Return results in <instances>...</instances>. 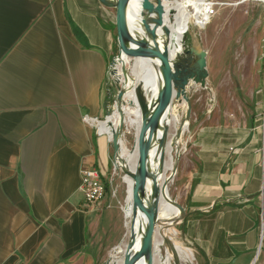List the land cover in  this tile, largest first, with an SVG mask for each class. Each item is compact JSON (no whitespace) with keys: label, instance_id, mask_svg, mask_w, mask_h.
Masks as SVG:
<instances>
[{"label":"crops","instance_id":"obj_1","mask_svg":"<svg viewBox=\"0 0 264 264\" xmlns=\"http://www.w3.org/2000/svg\"><path fill=\"white\" fill-rule=\"evenodd\" d=\"M114 26L100 0H0V264H97L112 245L115 148L96 122L111 97ZM252 47L263 69L259 36ZM251 85L261 90L249 121L211 124L193 144L181 225L196 264H264L263 75ZM88 170L105 186L96 207L80 194Z\"/></svg>","mask_w":264,"mask_h":264},{"label":"rangeland","instance_id":"obj_2","mask_svg":"<svg viewBox=\"0 0 264 264\" xmlns=\"http://www.w3.org/2000/svg\"><path fill=\"white\" fill-rule=\"evenodd\" d=\"M206 1L217 3L214 6L215 11L218 12L217 16L205 28L202 27L203 29L187 24L182 27L181 31L183 34V50L185 49L184 46L189 43L193 49H203L207 53L208 77L206 87L191 84L187 90L186 101L182 98L173 99L172 114L177 117L179 122L176 124L175 129H169L165 139V142L168 141L172 137L171 135L176 133V130H179L184 123H188V129L177 140L178 148H173V157L177 160L176 175L169 186L172 198L183 209L186 202L188 181L196 169V162L193 158V144L197 140V133L199 130L218 122L231 128H238L242 127L245 121H249L251 113L257 108L253 97L261 90L260 87H253L251 82L253 78L262 77L263 73L262 67L261 69L257 68L255 71L253 69L254 55L252 47L254 39L258 36L261 40V46L264 43V3L262 0H246L244 2H241L242 0ZM113 2L115 3L116 0H113ZM236 2L241 3L236 6H221L218 4H233ZM113 11L115 13L114 9ZM112 28L115 49L114 64L109 69L108 88L111 97L107 102L105 120L113 112L120 111V108L126 105L123 99L121 101L117 100L118 93L124 92V90L116 76V65L118 64L120 49L116 27ZM120 113L125 116L122 111ZM109 124L111 126L112 122H109ZM120 131L119 133L125 141L126 147L132 150L134 145L133 130L122 123ZM112 142L115 148L113 181L108 197L112 202V206L118 212V223L115 220L109 222L108 234L114 239L111 246L99 248L97 264H106L110 261L112 250L124 240L130 223L132 225L138 224V218L130 221L125 217L124 207L126 206L127 193L126 184L122 180L124 176L131 175L123 160L121 166L116 165L117 144L115 141ZM182 220L175 226L178 231L177 240L183 247L193 250L183 236ZM165 249H171L175 254L172 264H187L180 260L168 237L164 238V244L160 248V260L162 261L165 260L166 256ZM194 255H197L196 252H194ZM192 264L196 263L192 262Z\"/></svg>","mask_w":264,"mask_h":264},{"label":"bare ground","instance_id":"obj_3","mask_svg":"<svg viewBox=\"0 0 264 264\" xmlns=\"http://www.w3.org/2000/svg\"><path fill=\"white\" fill-rule=\"evenodd\" d=\"M244 1L246 0L241 2ZM160 2L164 10L163 23L170 33L168 38L162 28L157 29L155 39H153L147 31L140 27L135 0H128L124 5L126 24L121 38L127 50H136L140 47L153 48L152 43L155 40L161 52L166 47L168 48L169 58L173 61L181 53L182 27L192 24L201 29L203 27L201 20L206 14V6L217 3H208L206 0H160ZM262 2L264 3V0ZM239 3L218 4L221 6H236ZM154 17L156 15H153ZM145 18L151 26L154 25L150 16L146 15ZM116 68L118 82L121 83L124 90L122 99L126 102V105L122 106L120 111L125 116L117 110L107 119V122H112L111 126L110 124L107 126L106 122L96 123L99 132L106 134L111 141L114 140L117 144L116 165L118 167L121 166V161L123 160L132 174V176H124L122 180L126 184L127 193L124 213L127 220L131 221L138 218V224L132 225L130 223L124 240L112 250L111 260L106 264H124L126 257L134 258L142 246L148 227V219L141 209L133 204L135 177L139 172L138 136L143 123L148 122L158 106L159 95L164 85L162 63L156 56L149 57L139 54L131 57L121 50ZM137 87L141 88V92L145 94L148 101L149 112L145 119L137 100ZM171 105L172 102L159 118L155 136L146 158V180L138 191L139 198L145 209L149 212L154 208L157 210L154 219L156 229L153 244L151 251L143 254L134 264H149L151 261L152 264H172L175 254L171 249H165V260H160V248L164 244L165 237L171 240L174 250L183 263L192 264V262H195L193 250L183 247L177 240L178 231L175 226L181 222L183 211L169 192V186L176 175L177 165V160L173 157V148H178L177 140L188 129V123H184L179 130H176V133L172 134V137L163 146L160 145V138L164 129L168 128V131L169 129H175L176 124L179 122L177 117L172 114ZM122 123L134 132L132 150L126 147L125 141L119 133L121 132Z\"/></svg>","mask_w":264,"mask_h":264},{"label":"water","instance_id":"obj_4","mask_svg":"<svg viewBox=\"0 0 264 264\" xmlns=\"http://www.w3.org/2000/svg\"><path fill=\"white\" fill-rule=\"evenodd\" d=\"M105 6L115 10V27L117 30V41L120 51L126 52L129 56L143 55V56H156L162 63L163 74V90L159 95V104L150 116L148 122L143 123L138 136V149H139V172L135 177V185L133 189V204L141 209L148 219V227L143 238L142 246L139 253L134 258L126 257L124 264H134L143 254L149 253L153 244V237L155 235V216L157 210L154 208L151 212L147 211L143 206L141 199L139 198L138 191L144 185L147 175L146 170V158L148 151L152 145L153 138L155 136V130L159 122L161 114L171 104L174 98L186 100V94L191 84L199 85L200 87L206 86V79L208 77L207 72V53L203 49H191L186 51L188 58H183V45L181 42V53L173 61L169 58L168 48L166 47L162 52L159 50L155 40H153V48L140 47L136 50H127L123 44L121 38V32L125 31V14L124 5L128 0H100ZM135 5L138 10V22L141 28L147 31L153 39H155L156 31L158 28H162L165 36L169 37V30L163 23L164 10L160 0H135ZM146 15L150 16L151 21L154 23L151 26ZM153 15L156 17L153 18ZM183 40V39H182ZM114 64L112 61L111 66ZM110 72H108V77ZM141 88H136V96L141 108L143 118L145 119L149 112V105L145 94L141 92ZM123 92H119L117 100L121 101ZM168 128H165L163 135L160 138V145L163 146L165 139L167 138ZM114 141V140H112ZM132 176V174L130 173ZM183 215L185 211L182 208ZM152 264V261L149 263Z\"/></svg>","mask_w":264,"mask_h":264},{"label":"built area","instance_id":"obj_5","mask_svg":"<svg viewBox=\"0 0 264 264\" xmlns=\"http://www.w3.org/2000/svg\"><path fill=\"white\" fill-rule=\"evenodd\" d=\"M214 6H216V4H212V5L210 4L206 6L207 7L205 9L206 14L205 16H203L201 20L203 28L209 25L212 19L217 16L218 12L215 11ZM262 75H263V82H264V67H263ZM263 89H264V86H263ZM259 119H260L259 129L261 130L262 142L264 144V109L262 113L260 114ZM106 121L107 119L105 121H102V123ZM97 131L98 133L103 134L99 132V129H97ZM105 192H106L105 186L102 183L96 171L88 170V171L82 172V183L80 186V194L89 207L91 206L96 207L105 197Z\"/></svg>","mask_w":264,"mask_h":264}]
</instances>
